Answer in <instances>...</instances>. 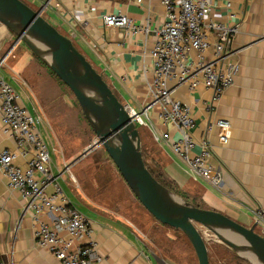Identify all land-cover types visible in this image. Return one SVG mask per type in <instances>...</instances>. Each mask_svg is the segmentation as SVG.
<instances>
[{
    "label": "crops",
    "instance_id": "obj_1",
    "mask_svg": "<svg viewBox=\"0 0 264 264\" xmlns=\"http://www.w3.org/2000/svg\"><path fill=\"white\" fill-rule=\"evenodd\" d=\"M23 1L38 10L42 8V15L73 39L119 99L130 108L131 114H138L136 125L139 129V122H143L146 134L141 136L142 148L144 152L148 150L165 180L184 193L190 202L204 206L202 208L222 212L247 227L255 224V208H264V0H210L214 18L239 26L231 57L239 63V74L234 85L218 101H213L212 90L190 91L186 84L172 94L173 98L190 106L195 119L191 134L197 142L194 153L201 151L202 140L208 143L211 150L208 161L219 181L199 176L175 155L167 142L157 139L165 131L174 138L180 135L171 125L161 123L159 106L152 104L150 95L155 30L161 28L165 20L161 0ZM109 14L123 15L136 27L149 30L108 26L104 17ZM16 39V35L0 22V60L3 61L0 76L19 93L30 113L38 117L40 132L47 136L49 123L45 122L38 104L42 94L37 97L32 90L37 85V71L44 66L23 42L16 43ZM175 85L176 82H170V86ZM220 120L228 121L230 127L221 129L217 124ZM50 133L52 136V131ZM0 148L16 149L15 139L4 133L1 124ZM59 153L52 158V172L63 188L64 184L69 187L72 195L78 198L76 201L91 212L84 214L90 219L93 237L104 256L103 264H199L190 251L167 249L153 235L140 231L137 215L144 206L122 178L118 181L125 187L124 200H108L109 196L103 199L92 195L85 197L71 179V171L64 164L60 149ZM31 156V152L28 156H20L17 164L25 165ZM67 172L68 178L65 177ZM65 192L72 201L71 195ZM26 203L20 193L8 189L6 178L0 172V261L5 264H62L37 244L34 222L25 212ZM54 219V214L43 216L44 221ZM221 249L222 256L208 247L210 264H223L216 259H234L222 246Z\"/></svg>",
    "mask_w": 264,
    "mask_h": 264
},
{
    "label": "built area",
    "instance_id": "obj_2",
    "mask_svg": "<svg viewBox=\"0 0 264 264\" xmlns=\"http://www.w3.org/2000/svg\"><path fill=\"white\" fill-rule=\"evenodd\" d=\"M161 4L165 20L155 30L150 95L152 104L159 106L161 123L171 125L180 135L174 138L165 131L157 139L167 142L175 155L199 176L219 181L208 161L211 156L208 143L202 140L201 151L194 153L197 142L191 134L195 119L190 106L172 94L186 84L190 91L212 90L213 101H218L234 85L240 66L231 59L232 44L239 26L214 18L210 0H161ZM104 23L135 31L149 30L136 27L123 15L109 14ZM2 67L0 60V70ZM172 81L175 86H170ZM39 123L38 117L22 104L19 93L0 76V124L4 133L16 141L14 150L0 148V172L8 189L17 191L27 201L25 212L34 222L37 244L62 264H103L104 256L93 237L90 219L69 199L52 172L51 152ZM217 124L221 129L230 127L225 120ZM30 152L32 156L25 165L17 164L20 156H28ZM47 214H54L55 219L44 221ZM254 215L255 223L264 233V208H255ZM204 234L206 238L212 235L206 231Z\"/></svg>",
    "mask_w": 264,
    "mask_h": 264
},
{
    "label": "water",
    "instance_id": "obj_3",
    "mask_svg": "<svg viewBox=\"0 0 264 264\" xmlns=\"http://www.w3.org/2000/svg\"><path fill=\"white\" fill-rule=\"evenodd\" d=\"M0 22L23 42L74 94L82 112L138 201L160 223L181 231L191 242L199 264H210L202 230L215 236L251 264H264V233L215 210L182 201L148 168L137 115L114 93L94 65L75 45L23 0H0Z\"/></svg>",
    "mask_w": 264,
    "mask_h": 264
},
{
    "label": "rangeland",
    "instance_id": "obj_4",
    "mask_svg": "<svg viewBox=\"0 0 264 264\" xmlns=\"http://www.w3.org/2000/svg\"><path fill=\"white\" fill-rule=\"evenodd\" d=\"M30 5L35 10H38L34 5ZM43 66L38 69L39 71L36 69L38 72L37 85L33 86L32 90L36 92L37 97L42 94V98L38 100V104H40L42 113H44L46 119L44 121L49 123L48 126L50 131H52V136L50 135V131L47 132V136L42 135L43 137L45 136L44 139L49 146L52 158L55 153L58 156L60 155V149L61 155L64 157V164L71 171V179L75 180L77 188H79L80 192L84 193L85 197L92 195L103 199L109 196L108 200L120 198L124 200L126 198L125 187L120 186L118 181V178L123 179V177L105 148L102 145H98V138L86 120L76 97L55 74L51 73L50 69L47 70L44 64ZM139 125L141 136H145L146 134L142 127L143 122L140 121ZM39 129L42 131L41 124H39ZM143 154L146 164L157 170L148 150L145 152L143 150ZM68 176H70L69 172L65 173V177L68 178ZM64 188L71 195L72 201L76 203L79 210L90 215L91 212L87 206L76 201L78 198L72 195L69 187L64 184ZM174 193L182 201H187L177 192ZM83 202L86 203V201ZM140 205L143 206L141 203ZM140 210L141 213L137 215L139 219L137 226L140 231L148 235H153L158 243L167 249L190 251L193 258H197L191 242L182 232L160 223L145 208H140ZM201 230L206 238L204 229ZM256 231L259 234H263L259 226L256 227ZM206 240L212 252L217 251L222 256L224 254L221 249L222 246L234 257V259L228 257V261L226 259H216L221 260L223 264H239V262L251 264L246 259L235 255L230 248L226 249L227 247L224 244L216 241L218 239L215 236H208Z\"/></svg>",
    "mask_w": 264,
    "mask_h": 264
},
{
    "label": "trees",
    "instance_id": "obj_5",
    "mask_svg": "<svg viewBox=\"0 0 264 264\" xmlns=\"http://www.w3.org/2000/svg\"><path fill=\"white\" fill-rule=\"evenodd\" d=\"M38 59V58H37ZM39 60V59H38ZM41 62V61H40ZM41 63H43V62H41ZM44 64V63H43ZM45 65V64H44ZM46 66V65H45ZM47 67V66H46ZM51 71V70H50ZM51 73H53L52 71H51ZM54 74V73H53ZM113 90V89H112ZM115 93V92H114ZM119 98V97H118ZM148 166V168L150 169V171L153 173V175L162 183V184H164L167 188H169L170 190H172V191H174V192H177L179 195H181L182 197H184L187 201H189V199L185 196V194L184 193H182L181 191H179L178 189H176L174 186H173V184L172 183H169L167 180H165L164 179V175L160 172V171H158V170H156L155 168L153 169V168H151L149 165H147ZM190 202V201H189ZM193 204H195L196 206H198V207H201L202 208V206L200 205V204H198V203H195V202H192Z\"/></svg>",
    "mask_w": 264,
    "mask_h": 264
}]
</instances>
